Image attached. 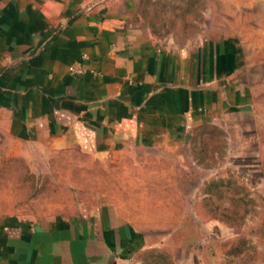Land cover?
Masks as SVG:
<instances>
[{"label":"crops","instance_id":"0c3cea01","mask_svg":"<svg viewBox=\"0 0 264 264\" xmlns=\"http://www.w3.org/2000/svg\"><path fill=\"white\" fill-rule=\"evenodd\" d=\"M139 3L0 0V138L57 150L147 148L244 102L230 95L245 83L233 38L199 50L160 43ZM76 63L82 72L72 74ZM135 231L109 216L90 224L0 211V264H124Z\"/></svg>","mask_w":264,"mask_h":264},{"label":"rangeland","instance_id":"374dc122","mask_svg":"<svg viewBox=\"0 0 264 264\" xmlns=\"http://www.w3.org/2000/svg\"><path fill=\"white\" fill-rule=\"evenodd\" d=\"M139 11L166 45L233 38L245 83L230 95L244 102L147 148L57 150L2 137L0 211L128 223L139 242L124 264H264V0H140Z\"/></svg>","mask_w":264,"mask_h":264},{"label":"built area","instance_id":"2783aa9c","mask_svg":"<svg viewBox=\"0 0 264 264\" xmlns=\"http://www.w3.org/2000/svg\"><path fill=\"white\" fill-rule=\"evenodd\" d=\"M69 70L72 74H79L82 72V65L79 63L72 64L69 66Z\"/></svg>","mask_w":264,"mask_h":264}]
</instances>
